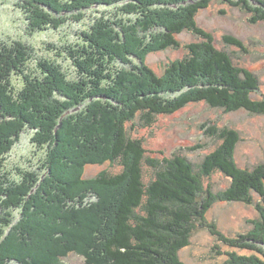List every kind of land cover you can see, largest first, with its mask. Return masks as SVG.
Here are the masks:
<instances>
[{"label":"trees","instance_id":"obj_1","mask_svg":"<svg viewBox=\"0 0 264 264\" xmlns=\"http://www.w3.org/2000/svg\"><path fill=\"white\" fill-rule=\"evenodd\" d=\"M225 1L252 12L254 23L264 20V0ZM211 3L20 0L30 32L105 10L90 18L80 41L57 54L70 60L72 71L58 60L36 58V48L21 40L0 42V209L8 210L0 212V264H61L72 253L87 264H186L180 252L200 228L231 248L218 251L228 264H264V162L253 168L237 163L239 130L210 128L221 143L200 164L181 154L148 156L144 140L133 134L194 103L264 114V96L253 97L260 87L256 72L198 23ZM186 30L198 40L185 45L184 57L163 74L146 64L150 53L181 47L178 35ZM222 39L247 52L242 39ZM13 75L23 79L20 89ZM28 129L32 143L46 150L44 167L20 170L17 178L4 156ZM106 163L121 170L84 177L87 166ZM40 169L47 171L44 178ZM215 172L229 180L218 191L209 180ZM217 202L253 206L256 226L228 236L208 217Z\"/></svg>","mask_w":264,"mask_h":264},{"label":"rangeland","instance_id":"obj_2","mask_svg":"<svg viewBox=\"0 0 264 264\" xmlns=\"http://www.w3.org/2000/svg\"><path fill=\"white\" fill-rule=\"evenodd\" d=\"M19 2L20 0H0V42L21 40L36 48V58L58 60L72 71L70 60L63 55V47L80 41L79 33L88 26L90 18L105 9H98L97 13L88 11L86 18L79 22L69 19L56 29L30 32ZM252 16V12L239 6H231L225 0H212L210 6L202 10L197 19L200 26L212 32L218 47L234 52L237 62L256 72L260 87L253 97L261 99L264 96V20L254 23L251 21ZM225 34L242 39L247 52L225 44L222 39ZM178 39L181 41V47L150 53L145 59L146 64L158 74H163L168 63L187 54L185 45L197 41L198 36L186 30L178 35ZM60 53L63 54L57 56ZM29 64L34 67L35 60H31ZM12 82L16 89H20L24 84L18 75H13ZM214 127L239 130L241 141L238 143L235 159L241 167L253 168L264 162V114H252L244 109L228 112L203 102L194 103L175 113L157 116L152 126H139L133 134L144 140L148 156L160 158L181 154L187 156L194 164H200L205 155L221 143V139L212 135V130L210 132V128ZM31 136L30 129L24 131L10 152L4 156L5 168L11 176L19 178L20 170L44 167L46 150L32 143ZM105 170L118 173L121 167L119 164L108 163L90 165L86 167L84 177L93 178ZM39 173H42L41 177L44 178L47 171L40 169ZM151 173L152 169L146 166L145 175L149 176ZM209 180L215 191L229 184L228 177L221 172H215ZM96 199H91L90 202ZM82 204L90 205L89 201L84 200ZM0 212L4 214L8 213V210L0 209ZM14 214L17 216L16 211ZM208 217L215 221L225 234L236 237L256 226L253 221L257 219L258 213L253 206L244 203L217 202ZM219 250L225 252L231 248L219 241L208 229L200 228L194 233L191 244L184 248L180 255L186 264H228V256L225 253L219 254ZM237 252L247 253L241 249ZM61 258V264H87L85 258L77 253Z\"/></svg>","mask_w":264,"mask_h":264},{"label":"bare ground","instance_id":"obj_3","mask_svg":"<svg viewBox=\"0 0 264 264\" xmlns=\"http://www.w3.org/2000/svg\"><path fill=\"white\" fill-rule=\"evenodd\" d=\"M71 133V132H70Z\"/></svg>","mask_w":264,"mask_h":264}]
</instances>
